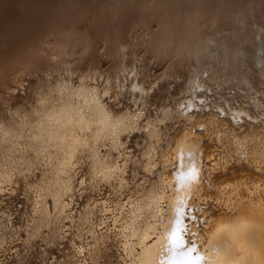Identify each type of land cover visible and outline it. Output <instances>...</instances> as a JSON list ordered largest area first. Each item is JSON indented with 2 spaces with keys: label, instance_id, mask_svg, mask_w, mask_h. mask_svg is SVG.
<instances>
[{
  "label": "bare ground",
  "instance_id": "bare-ground-1",
  "mask_svg": "<svg viewBox=\"0 0 264 264\" xmlns=\"http://www.w3.org/2000/svg\"><path fill=\"white\" fill-rule=\"evenodd\" d=\"M91 14L81 30L76 1L57 0L0 29V101L43 75L0 114V264H159L178 197L207 264H264V0H101ZM139 44L166 63L157 77ZM181 149L198 168L186 188ZM20 190L16 221L1 197Z\"/></svg>",
  "mask_w": 264,
  "mask_h": 264
},
{
  "label": "rangeland",
  "instance_id": "rangeland-1",
  "mask_svg": "<svg viewBox=\"0 0 264 264\" xmlns=\"http://www.w3.org/2000/svg\"><path fill=\"white\" fill-rule=\"evenodd\" d=\"M80 8V14L81 16L79 19H77V26L81 30L90 29V25L92 23V10L98 6L101 0H75ZM96 1V2H95ZM103 1V0H102ZM105 1V0H104ZM57 0H0V29L4 25V22L8 19L13 18H19V16L22 14V11L27 8L28 6H39V7H46L50 4L56 3ZM91 4V7H89ZM91 8V10H90ZM152 27L156 26L155 22L151 23ZM142 34V30L138 29L133 33V36L129 38V41H134L138 38V36ZM98 45V52H99V64L102 66V68H107L111 64V59L104 54V50H106L104 42L101 40L97 41ZM138 46V51L141 55L147 58L149 63V68L151 70V73L153 74V77H157V75L163 71L165 68L166 63H159L157 62L154 57L148 53L140 44ZM136 46V47H137ZM79 51H77L74 54L78 57ZM101 57V58H100ZM84 65V66H83ZM82 66L85 67V64ZM59 74V72H55V75ZM43 75L42 73H33V72H27L21 75L20 84H14L13 87H15L14 93L11 91L12 89L5 88L2 92L4 94V97H6V100L0 101V114L5 113L7 108H9L11 105H19L27 101L28 99L34 100V88L38 87L39 85V78H41ZM76 76V74H75ZM11 91V93H10ZM5 101V102H4ZM126 102V100H124ZM9 106V107H8ZM109 188L102 187V190L100 193H108ZM22 190L17 193V195H3L1 197L2 201V207L5 209H10L14 216H16L15 220L20 221L21 216H23V213L25 212V209L27 207V201L25 193ZM99 195V192L96 193ZM86 199L85 197H79V202H83V200Z\"/></svg>",
  "mask_w": 264,
  "mask_h": 264
},
{
  "label": "snow or ice",
  "instance_id": "snow-or-ice-1",
  "mask_svg": "<svg viewBox=\"0 0 264 264\" xmlns=\"http://www.w3.org/2000/svg\"><path fill=\"white\" fill-rule=\"evenodd\" d=\"M203 105L205 101L200 100ZM187 107L195 108V103L189 102ZM228 109H217V112L223 114ZM195 151L188 152L189 161L185 167L183 161V149L178 153V167L175 179L180 188H186L190 183L197 179L198 168L195 163ZM178 203L174 209L173 219L170 221L169 230L164 232L165 243L161 246V256L159 264H207L206 257L199 253L196 242L193 237L195 233L189 232L185 218L194 220V216L187 215L186 205L177 198Z\"/></svg>",
  "mask_w": 264,
  "mask_h": 264
}]
</instances>
